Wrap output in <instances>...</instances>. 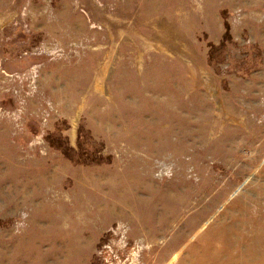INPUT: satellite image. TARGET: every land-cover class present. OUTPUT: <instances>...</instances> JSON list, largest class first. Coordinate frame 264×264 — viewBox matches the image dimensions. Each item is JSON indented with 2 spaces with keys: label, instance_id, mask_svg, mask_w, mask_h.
<instances>
[{
  "label": "rangeland",
  "instance_id": "rangeland-1",
  "mask_svg": "<svg viewBox=\"0 0 264 264\" xmlns=\"http://www.w3.org/2000/svg\"><path fill=\"white\" fill-rule=\"evenodd\" d=\"M0 264H264V0H0Z\"/></svg>",
  "mask_w": 264,
  "mask_h": 264
}]
</instances>
